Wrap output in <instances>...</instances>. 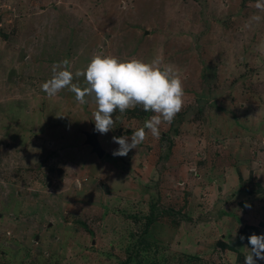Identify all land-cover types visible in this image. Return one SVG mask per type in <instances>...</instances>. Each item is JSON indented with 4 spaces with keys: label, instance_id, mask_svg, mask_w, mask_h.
<instances>
[{
    "label": "rangeland",
    "instance_id": "1",
    "mask_svg": "<svg viewBox=\"0 0 264 264\" xmlns=\"http://www.w3.org/2000/svg\"><path fill=\"white\" fill-rule=\"evenodd\" d=\"M96 54L158 61L182 81L181 111L126 156L113 137L154 113L117 110L98 158L84 144L94 98L41 88L54 64L75 74ZM253 234L264 0H0V264H244Z\"/></svg>",
    "mask_w": 264,
    "mask_h": 264
},
{
    "label": "clouds",
    "instance_id": "2",
    "mask_svg": "<svg viewBox=\"0 0 264 264\" xmlns=\"http://www.w3.org/2000/svg\"><path fill=\"white\" fill-rule=\"evenodd\" d=\"M261 6L257 3L258 8ZM158 64V61L146 63L135 58L121 61L116 57L96 54L84 70L73 74L67 70L69 61L63 60L52 66V76L41 88L49 97L67 88L80 104L87 102L86 96L93 97L96 104L93 121L95 131L100 134L112 130L115 123L113 114L117 110L124 113L140 106L145 112L154 113L130 138L113 137L119 149L113 151L112 155L122 157L144 141L146 129L154 137H159L161 123H171L183 107L181 79L170 66L161 69ZM74 75L76 78L83 77L86 86L81 88L73 83ZM240 239L243 241L245 237ZM247 239L248 245L244 249H247L248 254L244 257V264H256L257 260H264V235L253 234Z\"/></svg>",
    "mask_w": 264,
    "mask_h": 264
},
{
    "label": "water",
    "instance_id": "3",
    "mask_svg": "<svg viewBox=\"0 0 264 264\" xmlns=\"http://www.w3.org/2000/svg\"><path fill=\"white\" fill-rule=\"evenodd\" d=\"M96 137L97 132L94 128H91L90 133H85L84 144L90 147L91 153H94L96 157L100 158L104 154V152L100 148Z\"/></svg>",
    "mask_w": 264,
    "mask_h": 264
}]
</instances>
